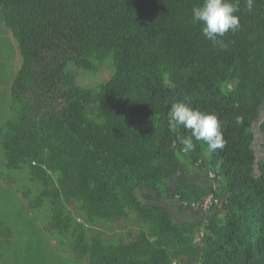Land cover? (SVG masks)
Instances as JSON below:
<instances>
[{
    "label": "trees",
    "instance_id": "obj_1",
    "mask_svg": "<svg viewBox=\"0 0 264 264\" xmlns=\"http://www.w3.org/2000/svg\"><path fill=\"white\" fill-rule=\"evenodd\" d=\"M202 4L0 0L20 56L0 125V180L16 193H0V218L15 207L28 217L11 222L3 264H264V0L251 13L239 0L223 49L192 21ZM105 69L108 80L81 84ZM174 103L215 114L224 148L193 138L180 152L177 137L191 133L169 126ZM201 173L204 184L169 191ZM144 190L191 211L213 203L205 221L180 223L141 201Z\"/></svg>",
    "mask_w": 264,
    "mask_h": 264
},
{
    "label": "clouds",
    "instance_id": "obj_2",
    "mask_svg": "<svg viewBox=\"0 0 264 264\" xmlns=\"http://www.w3.org/2000/svg\"><path fill=\"white\" fill-rule=\"evenodd\" d=\"M254 0H246L245 11L251 13ZM192 21L201 25L203 36L213 46L224 47L222 38L229 31L235 32L240 27V18L236 13L240 11L239 0H203L202 6L192 8ZM242 117H236L240 124ZM168 123L171 128L182 126L189 130L190 136L177 137L180 152L189 153L195 150V141H203L208 150L223 149L224 140L222 122L215 114H206L199 109H194L185 103H174L168 111ZM201 211V210H200ZM205 212V211H204Z\"/></svg>",
    "mask_w": 264,
    "mask_h": 264
},
{
    "label": "rangeland",
    "instance_id": "obj_3",
    "mask_svg": "<svg viewBox=\"0 0 264 264\" xmlns=\"http://www.w3.org/2000/svg\"><path fill=\"white\" fill-rule=\"evenodd\" d=\"M0 30L4 31L5 36H3V38H0V46H1V54L4 55V63H2L0 66H2L3 68H1L0 70V88L1 91L3 93V97L5 98V105L4 108H6V110L8 111L9 105H10V97H11V86H12V82L14 80V78L16 77V73L19 69L20 66V56L19 53L17 51V48L15 46V48H8V47H12V45L14 44L12 42V38H8L11 37V33H9L6 29L4 28H0ZM8 32V33H7ZM10 35V36H9ZM5 48L10 49V51L5 50ZM3 51V53H2ZM2 59V56H1ZM6 60V61H5ZM111 76V73L109 71H107L106 69L97 77H93L89 74H85L82 73L80 75V82L83 85L86 86H90V85H94L98 82H104L106 80H108ZM262 116L264 117V108L262 110ZM255 134H256V141H255V147L257 150V155H258V160L262 161L264 160V150L262 148V134L259 130V127L256 126L255 129ZM0 158L3 159V149L0 145ZM192 183V182H199L204 184L205 182H207V177L206 174H197L191 178H185L184 177H180L177 180L174 181H169L168 183V188L169 191L172 193L173 190L178 186V183H186V182ZM13 183H7L4 180H0V193H5V194H9V193H16L15 192V187L13 186ZM6 191V192H4ZM140 199L141 201H143L144 203H148V204H152L158 207H169L170 202H172V198L167 197L166 199L163 198L159 193L151 191V190H144L141 192L140 194ZM168 199V200H167ZM172 200V201H170ZM184 206V205H183ZM10 211H14L15 212V217L11 218V213H10V218L7 219L8 222H15V223H19L21 224V217H19V211L17 209V207L13 208V209H9ZM178 211V210H177ZM181 212V211H179ZM175 214V213H174ZM18 215V216H17ZM174 217L176 218L177 221H181L179 220L175 215ZM23 218L25 219L24 222H26L28 220V217H26V215H23ZM31 220V219H30ZM22 223L21 225L24 226L25 223ZM32 224L35 226V221L32 220ZM16 227V226H14ZM119 232V231H117ZM199 240V239H198Z\"/></svg>",
    "mask_w": 264,
    "mask_h": 264
},
{
    "label": "crops",
    "instance_id": "obj_4",
    "mask_svg": "<svg viewBox=\"0 0 264 264\" xmlns=\"http://www.w3.org/2000/svg\"><path fill=\"white\" fill-rule=\"evenodd\" d=\"M1 56H2V59H1ZM3 58H4V55L1 54V52H0V65L2 63H4ZM0 67L3 68L2 66H0ZM1 68H0V70H1ZM3 102H4V97H3V93H2L1 88H0V125H2L4 123V119H5L4 116H3V114H4V104H3ZM172 200H170V201H172ZM9 201H10V199H4V202H6V204ZM165 208L170 211V213L172 214L174 219H176L174 217V215H175L179 220H181L180 223H184V222H188V221L203 222V221H205L206 215H207L204 211H197V210L191 211L188 208H186L185 206H183L182 204H180L176 200H173L172 202H170L169 207L168 208L165 207ZM5 209H8V205L5 206ZM179 211H181V212H179ZM7 219L8 218H5V219L2 220L0 218V248L1 247L4 248V244H6V243L11 241V237L9 235V233H10L9 228H10L11 222H8ZM2 253H3V251H2V248H1L0 249V255ZM0 263L3 264V261H0Z\"/></svg>",
    "mask_w": 264,
    "mask_h": 264
},
{
    "label": "built area",
    "instance_id": "obj_5",
    "mask_svg": "<svg viewBox=\"0 0 264 264\" xmlns=\"http://www.w3.org/2000/svg\"><path fill=\"white\" fill-rule=\"evenodd\" d=\"M212 203H213V197L211 196L210 198L205 200L202 204H194V207L196 208V210L207 212L212 206ZM202 236H203V233H202Z\"/></svg>",
    "mask_w": 264,
    "mask_h": 264
}]
</instances>
